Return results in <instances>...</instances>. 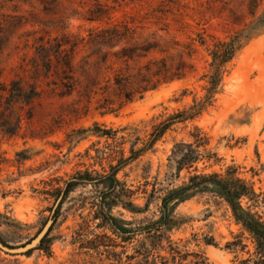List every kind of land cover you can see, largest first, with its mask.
Returning <instances> with one entry per match:
<instances>
[{"label":"rangeland","instance_id":"obj_1","mask_svg":"<svg viewBox=\"0 0 264 264\" xmlns=\"http://www.w3.org/2000/svg\"><path fill=\"white\" fill-rule=\"evenodd\" d=\"M115 25L130 28L115 47L87 43ZM231 41L213 89L211 50ZM166 123L114 192L98 182ZM197 141L176 176L175 146ZM229 169L264 222V0H0V239L20 247L49 223L47 248L0 250V264H163L172 248L182 264H253L252 235L214 193L169 204L157 229L170 190ZM103 197L123 235L96 218ZM96 235L107 247L88 249Z\"/></svg>","mask_w":264,"mask_h":264},{"label":"trees","instance_id":"obj_2","mask_svg":"<svg viewBox=\"0 0 264 264\" xmlns=\"http://www.w3.org/2000/svg\"><path fill=\"white\" fill-rule=\"evenodd\" d=\"M130 28L124 26L121 29L119 26L115 25L107 29L98 30L95 34H90L88 44L103 46L108 48L115 47L117 43V39L121 38L124 35V32H127ZM145 49L146 53H150L151 51H155L157 48L152 46V44L147 45ZM126 51V50H125ZM235 52L234 42L231 41L229 43L218 42L214 45L211 50L212 54V64L214 67L213 74L211 76L212 81L211 87L215 89L219 84L221 72L223 70V66L229 62ZM128 55V54H127ZM66 65L69 66V61L66 62ZM117 83V82H116ZM117 85H119L117 83ZM156 86L144 87L140 91V93H144L148 90L155 89ZM127 99L128 96H126ZM170 127V123L161 124L159 127L155 128L150 138L147 142V145L143 149L134 150V148L130 149L131 156L127 159L120 160L116 166L111 168V172L100 176L98 178V182L101 183H110V192H114L118 182L116 180V174L121 167L128 164L129 162L135 160L141 152L150 149L159 138L163 136L166 130ZM106 135H110V132H106ZM205 145V142H195L191 144H177L175 146L173 156H177L175 159V170L176 176L180 174L183 169L191 168L198 160H199V152L198 148L200 146ZM233 170L229 169L224 176L219 174H199L193 175L189 178L188 183L183 184L182 186L170 190L167 195L163 198V213L161 217V225L158 226V230L163 225H168V214L167 207L171 203L182 202L191 196H193L198 191H208L216 194L220 198H222L231 208L233 215L236 220L244 226V228L252 235L254 241V256L253 264H264V222L261 221L259 217H255L254 214L250 213L248 210H244L240 206L239 200L243 197L254 198V192L251 187H248L242 180L234 178ZM81 178H75L73 181H70L66 184V189L64 191V196H66L71 189L74 188L75 185L80 183ZM104 197L101 199L100 205L98 206L99 211L96 218L100 217L103 226L108 225L114 233L117 235H123L124 232L119 228L116 223V220L111 217L103 207ZM157 230V231H158ZM147 234L151 233V229L144 230ZM136 234L135 231L130 232L129 236H134ZM47 236L41 239L38 248H47ZM106 236L96 235L95 238L89 242L88 249L98 250L99 247L104 246L107 247L103 242L99 239ZM1 240V239H0ZM4 243V242H3ZM5 244V243H4ZM173 252L171 253L170 261L166 260L163 264H182L183 255H181L177 250L171 249ZM32 251V250H30ZM29 252V251H28ZM185 260V259H184ZM250 261V260H247ZM192 264H207L206 260L202 257H196V260L191 262Z\"/></svg>","mask_w":264,"mask_h":264},{"label":"water","instance_id":"obj_3","mask_svg":"<svg viewBox=\"0 0 264 264\" xmlns=\"http://www.w3.org/2000/svg\"><path fill=\"white\" fill-rule=\"evenodd\" d=\"M48 228H49V223L45 225L43 230L32 241L20 247L8 246L7 244H4L0 240V250L9 254H20L33 250L40 244V241L45 236L46 232L48 231Z\"/></svg>","mask_w":264,"mask_h":264}]
</instances>
